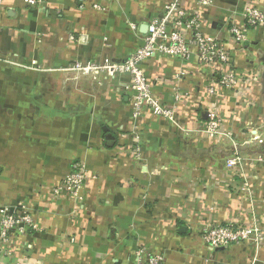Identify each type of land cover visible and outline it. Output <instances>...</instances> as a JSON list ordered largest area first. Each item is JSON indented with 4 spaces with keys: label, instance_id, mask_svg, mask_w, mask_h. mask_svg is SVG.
<instances>
[{
    "label": "crops",
    "instance_id": "0c3cea01",
    "mask_svg": "<svg viewBox=\"0 0 264 264\" xmlns=\"http://www.w3.org/2000/svg\"><path fill=\"white\" fill-rule=\"evenodd\" d=\"M94 1L100 9L81 8V0L0 2V209L25 204L38 226L12 231L0 243V264H133L142 247L162 254L164 264H264V242L211 249L199 232L204 222L256 220L264 229L263 150L242 144L255 131L264 134V28L229 44L240 78L232 90L213 81L217 65L196 58L143 61L163 104L175 90L181 98L176 124L149 109L134 118L125 74L93 79L64 69L75 60L124 59L164 1ZM249 1L182 4L201 13L203 33L222 37L231 22L243 23ZM209 85L217 93L208 94ZM216 95L223 129L245 160L240 166L225 164L232 140L186 132L202 126ZM77 160L92 176L81 202L53 192ZM244 177L249 193L240 190Z\"/></svg>",
    "mask_w": 264,
    "mask_h": 264
},
{
    "label": "built area",
    "instance_id": "2783aa9c",
    "mask_svg": "<svg viewBox=\"0 0 264 264\" xmlns=\"http://www.w3.org/2000/svg\"><path fill=\"white\" fill-rule=\"evenodd\" d=\"M163 1L161 12L146 23L141 45L124 59L115 61L105 57L100 61L75 60L64 70L93 79H97L99 76L115 78L125 74L128 77L125 87L132 91L131 110L134 118H138L145 109H149L154 114L176 124L175 110L181 98L179 91L175 90L172 93L170 104H163L152 89L154 80L157 78H148L141 63L155 55L175 57L184 63H189L193 58H196L207 66L217 65L218 76L213 81L222 89L232 90L236 88L240 78L231 65V52L228 46L229 44L239 46L243 43L250 28H264V6L258 5L257 0L245 3L243 23L238 25L231 22L227 36L219 37L201 31V13L198 10L190 12L183 6V0ZM192 1L202 7H208L214 3V0ZM23 2L26 6L36 7L42 5L44 0H23ZM88 4L94 9L101 8L94 0H81L80 7H85ZM130 27L137 30V26L133 23H130ZM180 73L176 75V78L180 77ZM207 93L210 95L217 93L215 86L209 85ZM219 100L220 96L216 95L200 128L186 130V132L197 131L206 140L216 139L220 136L232 140V133L223 129V117L217 106ZM251 143L261 146L263 153L258 157V160L264 161V134L255 131L242 144ZM232 146L233 152L225 163L227 167L240 166L245 161L238 152L239 144L235 140H232ZM91 177L83 161H74L72 169L53 188V192L56 195L64 194L69 200L81 202L84 198L83 188ZM240 190L244 193L250 192V183L245 177ZM35 229H38V226L29 206L21 204L16 207L6 206L0 209L1 244L9 242L12 231L21 235ZM200 239L211 249L241 243H250L257 249L264 242V229L256 220L249 225H242L234 221L208 222L200 229ZM6 253L10 254L9 251ZM133 264H164V258L160 253L151 252L142 247L134 250Z\"/></svg>",
    "mask_w": 264,
    "mask_h": 264
},
{
    "label": "rangeland",
    "instance_id": "374dc122",
    "mask_svg": "<svg viewBox=\"0 0 264 264\" xmlns=\"http://www.w3.org/2000/svg\"><path fill=\"white\" fill-rule=\"evenodd\" d=\"M205 223H208V222H204V223H202V224L199 226V228L202 229V226H203ZM200 229H199V232H200Z\"/></svg>",
    "mask_w": 264,
    "mask_h": 264
}]
</instances>
